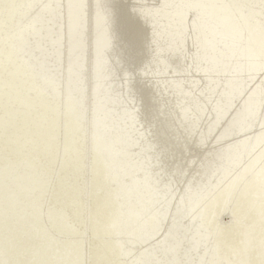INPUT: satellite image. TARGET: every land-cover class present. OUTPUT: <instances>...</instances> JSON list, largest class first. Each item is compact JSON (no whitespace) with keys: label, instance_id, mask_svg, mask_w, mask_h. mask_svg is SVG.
<instances>
[{"label":"rangeland","instance_id":"obj_1","mask_svg":"<svg viewBox=\"0 0 264 264\" xmlns=\"http://www.w3.org/2000/svg\"><path fill=\"white\" fill-rule=\"evenodd\" d=\"M29 1L35 12L56 3L47 17L64 10L59 19L80 15L67 8L68 0H39L36 7L33 0H21ZM5 3L8 13L15 11V0ZM84 5L90 10H82L81 18L93 13L83 27L90 35L86 40L102 34L97 42L107 49L102 48L105 59L94 39L89 51L100 53L82 63L78 79L58 40L42 62L49 46L35 49L53 36L45 27L22 60L47 85L57 75L67 77L61 99L74 90L78 100L70 119L82 114L81 125L99 140L86 153L99 154L103 165L92 164L87 174L84 167V178L75 170L81 165L62 166L55 178L46 172L45 160L54 169L58 162L42 156L41 137L32 151L20 145L21 134L31 128L17 104L19 74L0 70V264H78L79 254L85 264L90 258L92 264L96 259V264H264V50L252 60L248 51L254 43L264 44V0H86ZM6 23L0 21V34ZM1 48L0 57L7 44ZM88 62L95 64L91 78ZM59 65L64 67L58 70ZM129 68L136 71L131 81ZM52 69L54 76H47ZM14 155L23 160L8 162ZM98 168L114 175L111 185L105 180L111 195H99ZM82 212L86 219L92 215L90 225L71 230ZM103 237L107 243L100 246Z\"/></svg>","mask_w":264,"mask_h":264},{"label":"bare ground","instance_id":"obj_2","mask_svg":"<svg viewBox=\"0 0 264 264\" xmlns=\"http://www.w3.org/2000/svg\"><path fill=\"white\" fill-rule=\"evenodd\" d=\"M18 1V2H17ZM38 1L39 0H33V4H32V7L35 6L38 4ZM61 1V0H60ZM67 1V0H66ZM86 0H68L67 2V8L69 9V7H73V9H77V11L75 12H79L80 15L82 14L83 11H89L90 9H87V10H83L84 8H77L76 5H84ZM14 2V1H12ZM24 2V1H23ZM26 2V0H25ZM90 2V1H89ZM105 2V0H104ZM8 3V2H7ZM7 3H5V0L4 2H2L0 0V21H4V22H7L6 24H4V28H3V31L2 33L4 34H0V36L2 35V37H0V51L3 50V48H1L3 45L7 44V48H5V51L4 54L0 57V70L4 71L5 73L7 74H11L13 72H16L19 74L18 78H16V85L18 87V85H22L19 89V91H21V96H22V100H19L18 101V107L20 108V114L22 115V118H24L25 120L28 121V124L26 127L28 128H31L30 132L28 133V130L26 133H22L21 134V139H20V145H25V144H28L27 146V150H31L33 149V144L37 142V138L38 137H41L40 138V143H39V148H40V152H42L44 155H41L42 156H46L47 158H49V160H54V161H57V165H58V168L55 167H51L52 165L48 163L47 160H45V165L47 168H45L44 170L46 171V169L52 174L53 178L55 177H58V175L60 173H62L65 169L62 167V166H68L67 164H72V165H81V167L77 166L75 168L76 171H80V172H83V177H85V174H84V167H86V174L88 173V171L90 172L91 170V165L94 164V163H101V157L100 155H92L90 157H88L86 151L88 150V145L89 144H96L97 141H95V136L93 134H89V128L88 126L86 125H81V119L80 117L82 118V114L78 113L79 116L74 119L72 117V120L70 119L74 110H76V107H77V100H78V97H76V94L72 91L71 89V92L68 93V96L66 98V96L62 98L61 95H64L65 94V91H66V87L68 85V79L67 77L64 78L63 76L62 77H55V81L52 82L51 85H47L45 84V79H42V78H39L36 74V70H33L32 67H30L29 65H27L23 59V55L26 53L27 50L30 49V47H32L34 45L33 41L39 36H41V31L43 32L44 28L46 27L48 29L49 32L52 31L53 33V36H47L46 39L43 41V43H40L37 47H36V51L37 50H40L44 44L48 45V49H45V51H47V54L45 55V57L43 58L42 62H45L49 59V57L52 55V53L54 52V43L59 42L61 41V44H60V53L62 54H66L68 52H70V48H69V38H71V20L67 19L65 20L64 18H61L59 19L62 15L64 16L65 14V10L64 11H61L60 14L58 16H52L50 15L49 13V16L47 17L48 13L47 12H50L52 11L54 5H56V3H53V4H47L46 7H43L41 8L39 11L35 12V10H29L28 7L30 6V1L28 2V4H24L21 2V0H15V11L12 9L11 14L8 13V10H7ZM95 3H99L98 2H95ZM102 3V2H101ZM13 4V3H12ZM104 4V3H102ZM101 4V5H102ZM29 5V6H28ZM58 5V4H57ZM93 5V4H91ZM10 6V5H9ZM12 6V5H11ZM28 6V7H27ZM85 6V5H84ZM95 6V4H94ZM23 7L25 9V12L23 11ZM91 7V6H90ZM99 7V6H98ZM101 7V6H100ZM103 7V6H102ZM85 8H88V7H85ZM96 8V7H95ZM35 9V8H34ZM66 9V8H65ZM71 9V8H70ZM94 9V8H93ZM83 10V11H82ZM92 10V9H91ZM27 11V12H26ZM24 12V13H23ZM72 12V11H71ZM74 13V12H73ZM75 13V14H77ZM84 13V12H83ZM86 13H89V12H85ZM90 13H92L90 11ZM95 13V12H94ZM93 14V13H92ZM91 14V15H92ZM79 15V14H78ZM79 15V16H80ZM91 15L89 14L87 17L84 16L83 14V17L81 18L82 19V25L83 27H87V23H88V20L90 19ZM95 15V14H94ZM19 16V17H17ZM60 16V17H59ZM96 16V15H95ZM17 17V18H16ZM47 17V18H46ZM98 17V16H97ZM96 19L98 20L99 17ZM58 18V19H57ZM104 18V17H103ZM100 20V19H99ZM106 21V19H104ZM103 19L102 21L105 22ZM255 21H256V28H254V30L256 31L258 29V26H260V24L258 23L259 21L255 18ZM102 22V23H103ZM104 24V23H103ZM3 25V23H2ZM113 26V25H112ZM111 26V28H112ZM0 27H2L0 25ZM101 27V26H100ZM106 28V27H105ZM101 29V28H100ZM107 29H109V27H107ZM253 28H251L252 30ZM106 30V29H105ZM100 31H103V30H99L97 32H100ZM68 33L70 36H68ZM103 33V32H102ZM104 33H106L104 31ZM98 33H95V35H97ZM101 34V33H99ZM98 34V35H99ZM110 34V33H108ZM61 36L60 38L58 36ZM86 35V34H85ZM94 35V36H95ZM102 35V34H101ZM101 35H99L101 37ZM107 35V34H106ZM105 35V36H106ZM90 36V35H89ZM88 34L86 35V38L88 37ZM93 35H91L92 37ZM103 36V35H102ZM108 36V35H107ZM110 36V35H109ZM108 36V37H109ZM113 36V35H111ZM99 37V39L95 38V42H97V40H99L100 42H102V40H100L101 38ZM105 37H103L104 39ZM94 39L90 40L88 39L87 41V44H86V48L85 50L86 51H89L91 49L90 48V45L93 46V44H95L94 42ZM106 40H110V37L109 39H107V37L105 38ZM105 39L103 41H105ZM113 40V39H112ZM111 41V40H110ZM99 42V44H100ZM253 42V40H252ZM104 43V42H103ZM107 43V42H106ZM106 43L105 46H106ZM111 43V42H110ZM97 44V45H96ZM95 45L97 47H99L98 45V42L96 43ZM102 44V43H101ZM100 44V46H101ZM119 44V41L118 43L116 44V46ZM103 45V44H102ZM115 46V45H114ZM109 47H110V44H109ZM101 48V50L103 51L102 48L103 47H99ZM115 48V47H114ZM113 48V49H114ZM118 48V46H117ZM106 49V47L104 48V50ZM95 50H96V47H95ZM100 50V49H99ZM107 50V49H106ZM115 50V49H114ZM207 50V49H206ZM264 50V44H261V43H254L253 46H251L248 51L251 52V54H249V59L252 60L255 58L256 56V53L260 52ZM84 52V55H83V59L81 61V64L84 63V61L89 58L90 60L93 59V57L91 56V54L94 52L93 51V48H92V53H90V51L88 52ZM113 51V50H112ZM111 51V52H112ZM117 51V50H116ZM120 51V47H119V50L118 52ZM98 52V49L96 50V53ZM104 52V51H103ZM101 52V55L99 56H102V54H107L105 52L104 53ZM2 53V52H1ZM0 53V54H1ZM95 53V52H94ZM95 53V54H96ZM100 53V52H98ZM97 53V54H98ZM117 52H115L116 54ZM120 53V52H119ZM117 53V54H119ZM248 53V52H247ZM253 53V54H252ZM69 54V53H68ZM112 54V53H111ZM110 54V55H111ZM114 56H118V55H115ZM122 54V53H121ZM8 55H10L9 57H7ZM109 55V54H108ZM113 55V54H112ZM6 56V58H5ZM97 56V55H96ZM98 56V57H99ZM107 56V55H106ZM121 56V55H120ZM67 57H68V60H67ZM97 57V58H98ZM105 56H102L101 59L103 60ZM109 59V57H107ZM112 57H110L111 59ZM115 58V57H114ZM112 58V59H114ZM63 59H66L65 62L67 63V61H69V56H66L65 58ZM62 59V60H63ZM88 59V60H89ZM96 59V58H94ZM105 59V58H104ZM109 59V61L111 62V60ZM117 59V58H116ZM202 59V58H201ZM99 60V59H98ZM98 60L96 61V64L97 63H101L98 62ZM115 60V59H114ZM199 60V59H198ZM22 61V63H21ZM107 61V59L105 60ZM105 61H102V63ZM109 61H107L109 63ZM39 63L38 66L40 67L43 63ZM92 62V61H91ZM89 63L88 64V74H89V78H91L93 76V73H94V67H95V64L94 63ZM115 62V61H114ZM198 62V61H196ZM201 62V61H200ZM103 63V64H104ZM102 64V65H103ZM71 65V63H70ZM101 65V66H102ZM107 65V64H106ZM112 65V64H111ZM110 65V66H111ZM117 65V64H115ZM84 66V65H83ZM82 66V68H83ZM99 66V64L97 65ZM109 66V65H108ZM113 66V65H112ZM64 67V66H58V70H61V68ZM69 67V66H68ZM71 67V66H70ZM103 67V66H102ZM106 66L104 65L103 68H105ZM117 67H119L117 65ZM57 68V67H56ZM55 68V70H56ZM100 68V67H99ZM121 68V67H120ZM37 69V68H36ZM73 69V68H72ZM97 69V67L95 68ZM54 71V69H52ZM52 70H49V72L46 74L47 76H54L55 74V71L53 72ZM71 70V69H70ZM75 70V69H74ZM104 70V69H103ZM107 70V69H106ZM118 70V69H117ZM64 71V69H63ZM116 71V69H115ZM114 71V72H115ZM57 72V71H56ZM76 72V71H75ZM112 72V71H111ZM122 72V71H121ZM59 73V72H58ZM73 74H76L74 73V71L72 72ZM123 73V72H122ZM69 74H71L69 72ZM116 74V72L114 73ZM119 74V73H118ZM125 74V73H124ZM129 74V73H128ZM66 75V74H65ZM64 75V76H65ZM7 76V75H5ZM67 76V75H66ZM70 76V75H69ZM73 76V75H72ZM104 76V75H103ZM125 76V75H124ZM126 76H127V73H126ZM2 77V75L0 76ZM128 78V77H127ZM5 79H7L5 77ZM119 79V78H118ZM2 80V79H1ZM74 80V79H73ZM52 80H50L51 82ZM144 81V80H143ZM5 82V81H4ZM7 82V81H6ZM15 83V82H14ZM9 84V83H8ZM12 84V83H11ZM86 84V83H85ZM84 83L81 85V87L83 89H85L84 86H86ZM88 84V82H87ZM142 84V83H140ZM1 85V84H0ZM4 85V84H2ZM7 85V84H5ZM13 85V84H12ZM28 85V86H26ZM133 85V84H132ZM148 85V84H147ZM150 85V84H149ZM32 86V87H31ZM91 86V85H90ZM121 86V85H120ZM119 86V87H120ZM134 86V85H133ZM140 86V85H139ZM122 87V86H121ZM127 87V86H126ZM4 88V87H2ZM13 89V86L10 87L9 89V92L11 91L10 89ZM24 88V89H23ZM27 88H29L30 90H26ZM128 88V87H127ZM17 89V90H18ZM125 89V88H124ZM133 89V88H132ZM136 89V88H135ZM143 89V88H142ZM148 89V88H146ZM89 90V89H88ZM114 90V89H113ZM116 90V89H115ZM122 90V89H121ZM130 90V89H129ZM13 91V90H12ZM117 91V90H116ZM142 91V90H140ZM139 91V92H140ZM14 92V91H13ZM125 92V91H124ZM137 93L136 97H138L140 95V93ZM144 92V91H143ZM116 93V92H115ZM17 94V92H16ZM114 94V93H113ZM119 94V93H118ZM126 94H127V91H126ZM135 94V93H134ZM71 95V96H70ZM129 95V94H128ZM37 96H41L40 100H37ZM114 96V95H113ZM8 97V96H7ZM91 97V96H90ZM116 97V96H115ZM120 97H121V94H120ZM125 97V96H123ZM127 97V96H126ZM135 97V98H136ZM141 97V96H140ZM14 98V97H13ZM16 98V97H15ZM117 98V97H116ZM18 99V98H17ZM121 99V98H120ZM124 99V98H123ZM129 99V98H128ZM65 100V101H64ZM118 100V99H117ZM125 100V99H124ZM129 100H132V99H129ZM135 100V99H133ZM122 101V100H121ZM120 102V101H119ZM125 102V101H124ZM69 104V106L67 107V105ZM133 101L130 103L132 104ZM158 103V102H157ZM162 103V102H161ZM63 104H66L63 105ZM128 104H129V101H128ZM128 104L126 103V105L128 106ZM159 104V103H158ZM124 105V106H126ZM162 105V104H161ZM133 106V105H132ZM85 109H89L88 106L84 107ZM160 108V107H159ZM158 108V109H159ZM42 110V112L38 111V112H35L36 110ZM119 109V108H118ZM125 110L122 108L121 112ZM79 111V110H78ZM42 113V115H41ZM64 113V114H63ZM111 113V112H110ZM115 113V112H114ZM125 113V112H124ZM113 114V113H112ZM156 114V113H155ZM20 115V116H21ZM59 116H61V120H57L56 121V118ZM110 116V115H108ZM117 116V115H115ZM119 116V115H118ZM112 117V116H111ZM130 117V116H129ZM158 117V116H157ZM116 118V117H114ZM155 119V118H154ZM115 120V119H114ZM166 121V120H165ZM157 122V121H156ZM168 123V122H167ZM154 124V123H153ZM161 124V123H160ZM156 126V125H155ZM163 126V125H162ZM166 126V124H165ZM164 127V126H163ZM27 128V129H28ZM125 128V127H124ZM152 128V124H151V127ZM151 131V130H150ZM95 134V133H94ZM147 134V133H146ZM163 134V133H162ZM99 139V138H98ZM101 139V138H100ZM101 141V140H100ZM95 142V143H94ZM99 142V140H98ZM97 142V144H98ZM107 142V140H106ZM70 143H75V147L71 148L68 147ZM100 147H101V144L99 143ZM103 147H104V144H102ZM157 145V144H156ZM210 145V144H209ZM93 146V145H92ZM95 146V145H94ZM98 146V145H97ZM99 147V146H98ZM99 147V148H100ZM93 149H95L93 147ZM102 149V148H100ZM90 150V149H89ZM88 150V151H89ZM59 151V153H58ZM68 151V154H67V157L65 156V152L67 153ZM71 151V154L69 155V152ZM91 151V150H90ZM94 151V150H93ZM100 151V150H99ZM28 152V151H27ZM97 152V151H96ZM113 152V151H112ZM111 152V153H112ZM206 152V151H205ZM100 153V152H99ZM79 154V157L78 155ZM89 154V153H88ZM94 154V152H93ZM103 154V153H102ZM116 154V153H115ZM158 154V153H157ZM160 154V153H159ZM76 155V156H75ZM110 155V153H109ZM113 156V154H111ZM104 156V155H103ZM157 157H159L157 155ZM103 158V157H102ZM107 158V157H106ZM114 158V157H113ZM119 158V157H118ZM117 158V159H118ZM200 158V157H199ZM12 159V160H11ZM114 158V160H117ZM121 159V158H120ZM119 159V160H120ZM11 161H16V160H23V157H18L17 155H14L10 158H8V162ZM72 160V161H71ZM101 160V161H100ZM113 160V161H114ZM122 160V159H121ZM120 160V161H121ZM77 162L76 164H73ZM116 162V161H115ZM13 163V162H12ZM113 163V162H112ZM102 164V163H101ZM34 165V164H32ZM39 165H43V164H39ZM83 165V167H82ZM103 165V164H102ZM112 167V166H111ZM110 167V168H111ZM110 168L107 167V169H109V171L111 170ZM117 169V167H115ZM54 169V170H53ZM106 169V170H107ZM116 169H115V173H116ZM53 171V172H52ZM71 169H69L68 172H70ZM103 169L101 171V168H98V171L97 172H101V174H96V176L94 178L98 179L99 180V190H100V193L99 195H108L109 193V189H112V188H109L106 181L105 180H108L109 179V176L112 177L111 178V181L113 180V183H114V179H113V174L112 173V170H111V173L108 171L107 175H108V178H107V175L106 177L103 173ZM118 171V169H117ZM47 172V171H46ZM45 172V173H46ZM113 175V176H112ZM51 176V177H52ZM117 176V175H116ZM189 176V175H188ZM191 177V176H190ZM79 178V176H78ZM104 178H107V179H104ZM182 178V177H181ZM185 178V177H184ZM118 179V178H117ZM110 180H108L107 182H109ZM117 182V181H115ZM187 182V180H186ZM184 183V182H183ZM112 183L109 182V185H111ZM120 184V183H119ZM107 185V186H106ZM119 186V185H118ZM88 187V186H87ZM109 188L108 191H106V189H104L105 192H103V188ZM112 187V186H110ZM114 187V186H113ZM83 190H84V186H83ZM102 190V191H101ZM115 191V190H114ZM108 192V193H107ZM112 191H110L111 193ZM182 192V191H181ZM109 193V195H111ZM82 198V197H81ZM120 199V198H119ZM50 204V198H49V202L47 205ZM86 217V214L84 212H82L80 218L77 220V223L74 222L71 226V230L75 229L76 227L81 230L83 229V226L86 224H89L90 225V222L93 220L92 219V215L89 216L88 219L85 218ZM99 217V215H98ZM170 219V218H169ZM170 221V220H169ZM99 223H100V219H99ZM168 225V224H167ZM164 226V225H163ZM229 226V225H228ZM75 227V228H74ZM85 227V226H84ZM166 228V227H165ZM163 227V229H165ZM95 227H94V224L92 225V230H94ZM167 229V228H166ZM78 230V229H77ZM80 234V233H79ZM82 234V233H81ZM103 239L106 240V238H102L101 240L98 239L97 241V244L100 245V246H104L105 244L104 243H107L105 242ZM157 239V238H156ZM159 240V239H158ZM157 240V241H158ZM178 240V239H177ZM77 241V240H76ZM156 241V242H157ZM183 241V240H182ZM76 244H79L78 242ZM85 246V245H84ZM92 247V245H91ZM90 249V247H88ZM87 248L86 251H88L89 249ZM168 249V248H167ZM83 250L81 247H80V251ZM80 253V252H79ZM85 253V252H84ZM78 256H80V263L78 264H83L84 263V260H86L84 258L83 255L79 254ZM166 256V254H165ZM78 258V259H79ZM189 258V257H188ZM67 259V258H66ZM97 260V259H96ZM95 260V262H97ZM90 261V264H92V261H91V258L89 259ZM94 262V264H96ZM85 264V263H84Z\"/></svg>","mask_w":264,"mask_h":264},{"label":"snow or ice","instance_id":"obj_3","mask_svg":"<svg viewBox=\"0 0 264 264\" xmlns=\"http://www.w3.org/2000/svg\"><path fill=\"white\" fill-rule=\"evenodd\" d=\"M77 8H82L84 5H76ZM189 8H193L195 6H188ZM87 40L85 31L82 25V19L79 15L74 16L71 20V38H70V52L69 59L73 68L76 71L77 78L83 75L82 72V64L81 61L83 59V55L85 52ZM129 73V81L136 75L135 69L129 68L127 69ZM21 264H25V262H21Z\"/></svg>","mask_w":264,"mask_h":264}]
</instances>
